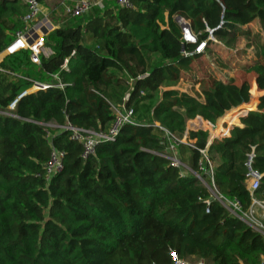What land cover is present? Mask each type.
<instances>
[{
    "label": "trees",
    "instance_id": "1",
    "mask_svg": "<svg viewBox=\"0 0 264 264\" xmlns=\"http://www.w3.org/2000/svg\"><path fill=\"white\" fill-rule=\"evenodd\" d=\"M131 3L126 10L103 0L74 18L53 12L38 65L28 51L1 60L0 264H264V238L209 200L210 180L198 170L205 150L215 191L245 210L250 158L264 198V0ZM25 10L20 0H0V53ZM174 17L188 20L195 43L181 40ZM254 20L262 37L246 66L250 102L246 81L212 79L196 96L170 89L202 56L185 54L202 42L204 51L216 47L209 36L229 47ZM35 83L49 87L10 110ZM113 109L130 112L129 123L96 139L82 159L63 127L107 135ZM195 119L206 129L218 121L210 138L226 133L222 124L236 126L207 145V130L186 128ZM165 132L184 139L174 158L185 168L167 159ZM51 149L62 153V167L46 179Z\"/></svg>",
    "mask_w": 264,
    "mask_h": 264
},
{
    "label": "built area",
    "instance_id": "2",
    "mask_svg": "<svg viewBox=\"0 0 264 264\" xmlns=\"http://www.w3.org/2000/svg\"><path fill=\"white\" fill-rule=\"evenodd\" d=\"M25 5V13L21 17L22 27L19 31L14 34L13 40L5 47V49L0 53V62L3 57L12 55L19 51H28V57L31 64L38 65L39 57L41 54H45L44 48V39L45 37L54 29L47 15L43 14L41 11L40 4L36 0H21ZM71 5L65 6V10L63 12V16H67L70 18L81 16L91 9L97 7L99 9L102 8L103 0H70ZM112 1L117 7L123 8L126 10H130L132 8L131 0H109ZM178 19L176 24L180 29L181 40L184 43L193 44L196 42V36L192 33L189 22L180 17H174ZM209 39L210 36H209ZM204 52V43H199L194 51L189 54H185L186 56H190L194 54H202ZM3 57H2V56ZM1 71V69H0ZM51 79H55V76H50ZM49 87L48 84H37L35 83L32 88L36 90L45 89ZM56 87L61 88V85H57ZM31 88V89H32ZM35 90V91H36ZM30 91V90H29ZM22 92L9 106L8 108L12 110L15 105L16 100L27 94V92ZM130 112L125 111L123 113H116V120L109 129L107 135H95L90 131L78 129L66 125L63 127L64 130L69 132V140L79 144L81 146V158L86 159L88 156H91L94 151V147L96 144V139L100 138L103 140H110L112 136H114L117 132L118 127L123 123H129ZM208 130V129H207ZM209 132V131H208ZM166 136L171 137L169 134L165 132ZM226 136L225 134H220L218 137L210 138L208 136L207 145L210 141L219 139ZM171 143L167 148V152H172L174 147L178 144H185L184 139L181 141H177L171 137ZM201 155V160L198 162V170L202 173H206L210 180V199L217 201L223 208H225L232 216L242 221L245 225H247L254 232L258 233L264 238V198H260L257 196V191L259 189V176L253 177L250 173L252 171L248 170V181L247 191L249 194L250 203L248 207L243 210L241 205L237 201H226L221 198L214 189L212 182V164L205 156V150L199 151ZM61 158L62 153L51 149L49 153V159L44 167V172L46 179H48L52 174L57 173L61 170ZM171 166L173 167H183L179 160L174 157L167 158ZM250 162V158L248 159ZM193 176L200 182L203 183L201 177L197 174H193ZM208 201H206L207 203ZM207 212V209L205 210ZM173 264H202L201 262H187V261H177L174 259ZM263 264V263H261Z\"/></svg>",
    "mask_w": 264,
    "mask_h": 264
},
{
    "label": "rangeland",
    "instance_id": "3",
    "mask_svg": "<svg viewBox=\"0 0 264 264\" xmlns=\"http://www.w3.org/2000/svg\"><path fill=\"white\" fill-rule=\"evenodd\" d=\"M251 24L252 25L249 27L241 28L244 33L237 34L229 47H226L222 41L210 36V40L215 42L216 47H212L209 52L204 51L199 59L192 62L188 70H183L178 82L171 86L170 89L187 93L190 96H196V94L200 93L201 89L210 87L212 79L217 81L231 79L238 84L241 81H246L250 88V102L254 78L248 73L246 66L250 65L251 56L255 52V44L259 42L262 37V32L258 26V20H254ZM45 52L47 53V50H45ZM35 90L36 89L32 88L29 92H34ZM158 97V95H155L153 102H155ZM113 112L115 114L117 113L115 109H113ZM216 125L217 121L212 126L207 125V128L214 129ZM233 125L234 124H222V127L226 130V135ZM196 127L207 130L204 126H199L196 121H194L193 125L188 124L187 126V128L193 129ZM208 136L210 137L209 132ZM170 153L173 157L179 158L177 151L173 150ZM188 262L193 263L194 260H189Z\"/></svg>",
    "mask_w": 264,
    "mask_h": 264
},
{
    "label": "crops",
    "instance_id": "4",
    "mask_svg": "<svg viewBox=\"0 0 264 264\" xmlns=\"http://www.w3.org/2000/svg\"><path fill=\"white\" fill-rule=\"evenodd\" d=\"M69 5H71L70 0H44V2L42 4H40V7H41V11L43 12V14L47 15L48 19L50 20L51 24L53 25V22L51 20V14L53 12H56L58 16H63L62 14H63L65 8ZM250 25H252V24L245 25V26H243V28L249 27ZM194 121L200 122L198 119H195L191 122H188L186 125V128H187L188 124L193 125ZM187 129H189V128H187ZM183 168H185V166H183ZM247 184H248V181H245V183H244L245 188L247 187Z\"/></svg>",
    "mask_w": 264,
    "mask_h": 264
},
{
    "label": "water",
    "instance_id": "5",
    "mask_svg": "<svg viewBox=\"0 0 264 264\" xmlns=\"http://www.w3.org/2000/svg\"><path fill=\"white\" fill-rule=\"evenodd\" d=\"M178 19H175V21H177ZM200 122H201V120L200 119H198ZM212 126V125H211ZM233 126H236V125H233ZM247 168H248V170H250V166H249V161L247 162ZM253 177H256V176H258L257 175V173H255V172H251L250 173ZM209 200H211V199H209Z\"/></svg>",
    "mask_w": 264,
    "mask_h": 264
},
{
    "label": "bare ground",
    "instance_id": "6",
    "mask_svg": "<svg viewBox=\"0 0 264 264\" xmlns=\"http://www.w3.org/2000/svg\"><path fill=\"white\" fill-rule=\"evenodd\" d=\"M218 122V121H217Z\"/></svg>",
    "mask_w": 264,
    "mask_h": 264
}]
</instances>
